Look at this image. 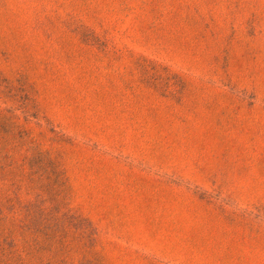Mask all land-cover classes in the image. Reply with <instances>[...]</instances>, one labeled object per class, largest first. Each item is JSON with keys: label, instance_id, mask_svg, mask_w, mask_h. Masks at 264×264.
Returning a JSON list of instances; mask_svg holds the SVG:
<instances>
[{"label": "rangeland", "instance_id": "obj_1", "mask_svg": "<svg viewBox=\"0 0 264 264\" xmlns=\"http://www.w3.org/2000/svg\"><path fill=\"white\" fill-rule=\"evenodd\" d=\"M0 264H264V0H0Z\"/></svg>", "mask_w": 264, "mask_h": 264}]
</instances>
